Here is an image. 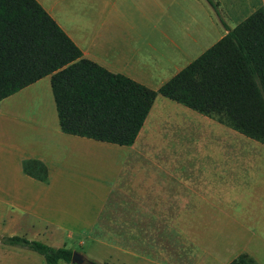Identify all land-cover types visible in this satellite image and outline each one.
Listing matches in <instances>:
<instances>
[{
  "label": "crops",
  "instance_id": "obj_1",
  "mask_svg": "<svg viewBox=\"0 0 264 264\" xmlns=\"http://www.w3.org/2000/svg\"><path fill=\"white\" fill-rule=\"evenodd\" d=\"M35 1L84 58L153 91L221 38L226 27H234L258 7L264 9V0H213L218 13L206 0ZM42 78L8 96L28 98L38 93L37 104L17 108L29 119L0 122L1 236H22L53 247L72 243L78 236L84 239L78 241L80 252L90 261L168 264L166 252H153L154 241L166 240L167 233L153 228L167 229L170 224L179 228L185 219L194 218L202 192L229 188L222 190L226 200L228 192L241 186L264 201V144L213 118L186 115L184 110L171 127L163 113L161 117L151 113V106L132 144H111L118 147L121 159L107 190L83 185L77 176L83 172L65 169L62 162L58 168L56 158L65 159L72 147L110 143L63 133L50 82V93L31 90ZM186 127L197 134L184 135ZM203 155L210 162L211 180L206 185L186 182L183 172L168 167L169 161H199ZM26 160L45 166L44 180L23 172ZM126 165L128 169L123 168ZM83 190L92 194H79ZM110 198L111 219H101ZM210 205L216 206L215 201ZM31 253L35 252L0 243L2 259L8 256L13 264L19 259L24 264Z\"/></svg>",
  "mask_w": 264,
  "mask_h": 264
},
{
  "label": "trees",
  "instance_id": "obj_2",
  "mask_svg": "<svg viewBox=\"0 0 264 264\" xmlns=\"http://www.w3.org/2000/svg\"><path fill=\"white\" fill-rule=\"evenodd\" d=\"M206 2L217 12L216 2ZM226 29L153 91L84 58L35 0H0V101L49 76L63 133L122 146L133 143L157 93L264 144V9ZM22 170L45 178L37 160ZM0 243L33 251L44 264L70 263L65 246L17 235H0ZM229 264L255 263L240 253Z\"/></svg>",
  "mask_w": 264,
  "mask_h": 264
},
{
  "label": "rangeland",
  "instance_id": "obj_3",
  "mask_svg": "<svg viewBox=\"0 0 264 264\" xmlns=\"http://www.w3.org/2000/svg\"><path fill=\"white\" fill-rule=\"evenodd\" d=\"M46 89L50 93L47 77L42 78L31 90L44 92ZM34 94L28 98L15 96L2 99L0 101V122L3 120L29 119L25 118L24 112L18 111L17 108L37 104L39 98L36 95L38 93ZM183 110L186 115L203 118V115L157 93L151 105V113L158 117H161V113H163V118L166 116L169 124H176L179 117L178 113ZM9 111L13 113L8 114ZM8 115L11 116L7 117ZM25 115L27 116L28 113L26 112ZM213 126H217V124L214 123ZM171 127H173L172 124ZM192 130L190 127H186L184 135H196V130ZM141 136L144 135L141 134ZM102 146L98 148L72 147L71 150L66 152L65 159L56 158V165H58V168H62V162L65 169L83 172L81 175H77L85 181L82 182L83 185L89 187L95 185V188H98L96 190L99 192L102 189L106 191L111 179L110 176L118 168L117 165L121 159L119 153L121 152L118 151L119 149L115 145L104 144ZM262 148L264 150L263 145ZM204 149L207 152L208 146H205ZM142 163L138 162L137 165L140 166ZM209 163V160L203 155L199 161H183V163L177 160L169 161L168 167L183 172L186 182L189 179L191 183L195 180V183L206 185L211 180ZM123 168L128 169V166L126 165ZM81 176L87 177V181ZM73 179L77 180L74 177ZM241 189L242 187L239 186L236 190L228 192L226 200L222 199L226 195L222 190L231 191L229 188L220 189L218 187L217 193L202 192L201 199L196 202L194 218L185 219V222L179 225V228L172 224L166 226L167 229L154 226V232L167 233V239L154 241L153 252H157V249H161L163 254L166 252L168 264H226L237 254L245 251L247 254L249 253L255 264H264V201H257L256 194L252 195ZM79 194L90 196L92 191L87 193L86 190H83ZM209 196L212 198H209ZM214 201L216 206L210 205ZM112 206L113 203H111L110 198L106 210L102 212L101 219H111L110 212L112 210L110 208ZM163 238H165L164 234ZM80 239L84 241L83 238L74 236L73 242H66L64 246L81 253L78 245ZM31 254L32 256L24 260V264H44L40 255L37 253ZM2 258L3 256L0 254V264H13L12 259H8V256ZM21 263L19 259L18 264ZM60 264L64 263L60 262Z\"/></svg>",
  "mask_w": 264,
  "mask_h": 264
},
{
  "label": "water",
  "instance_id": "obj_4",
  "mask_svg": "<svg viewBox=\"0 0 264 264\" xmlns=\"http://www.w3.org/2000/svg\"><path fill=\"white\" fill-rule=\"evenodd\" d=\"M70 264H93L90 260H88L82 253L72 251Z\"/></svg>",
  "mask_w": 264,
  "mask_h": 264
}]
</instances>
